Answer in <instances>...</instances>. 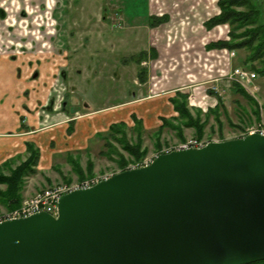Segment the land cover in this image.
Returning <instances> with one entry per match:
<instances>
[{"label": "rangeland", "instance_id": "obj_1", "mask_svg": "<svg viewBox=\"0 0 264 264\" xmlns=\"http://www.w3.org/2000/svg\"><path fill=\"white\" fill-rule=\"evenodd\" d=\"M197 1L200 5H197ZM174 2L178 4L176 8L172 6ZM257 2L262 4L264 10V0ZM203 4L207 6L206 13L199 12ZM150 5L151 16L168 14L171 21L151 30L148 21L143 19L146 16L147 0H0V58L6 57L4 59L10 64H14L16 59L24 60L23 64L27 61L31 65L36 63L38 66L32 68L38 72L43 68L41 62L47 60L45 62L54 69L47 74L51 77L46 84L49 90L47 103L37 110L38 114L43 115L37 131L56 125V120L48 115H55V112L64 111V123L69 124L64 131L66 136L57 138L58 150L48 151L44 169L35 168L34 173L25 176L20 205L46 186H70L94 177L111 176L131 166L148 162L190 137L209 141L228 140L240 137L253 125L264 124V77L257 76L254 85L258 90L255 98L250 99L232 86L227 87L225 80L219 76L232 66L249 68V64L242 63L244 50L234 49L235 56L229 59H226L228 57L225 54L218 56L222 54L220 51L208 54L206 61H193L194 57L191 56L202 49L203 43L227 37L228 24L218 25L212 34L201 27L202 21L218 13L217 0H150ZM176 11L179 15H176ZM193 26L200 28L197 33L198 30H204V37L191 40L194 51L191 55H185L181 47H186L184 42L192 39L187 31ZM180 29L182 35L169 40L171 46H178L179 52L170 53V47H166L169 46L166 30L179 33ZM219 30L222 34H219ZM135 31H140V35L136 36ZM139 43H143L146 49L138 50ZM150 43L166 49L157 63L151 54ZM141 67L145 70L144 81L139 76ZM158 70L161 71L159 76L156 75ZM189 71L194 76L188 78ZM18 73L16 69L13 72L16 76ZM151 73L157 77L151 78ZM171 86L188 92L187 106L202 124L200 136L195 127L186 126L183 120L177 119L178 114L174 109L173 113L168 114L170 105L167 101L170 102V97L168 100L166 96L155 99L157 94ZM211 86L221 91V99L206 93L205 90ZM137 93L152 96L146 101L148 103H142L139 107L152 109L155 105L161 106L154 107L155 110L150 111L145 118H138L140 130L134 126L133 119L114 123L122 121L127 125L129 140L132 143L141 141L140 148L145 151L143 155L134 158L114 141L111 142L116 151L110 152L106 139L113 123L90 134L84 146L71 145L68 135L72 133L73 123L78 118L82 119L93 108L118 105ZM156 108L161 110V115ZM127 110L128 107L113 113L101 112L102 115L95 117L96 127L105 124V117L112 119L111 116H125ZM162 118L170 119L173 126L159 130ZM145 120L146 125H143ZM28 156L26 148L23 157L0 164L1 172L8 174ZM122 161L123 166L120 165ZM0 189H5V185L0 183ZM13 209H7L0 203V214ZM46 209L50 210V207Z\"/></svg>", "mask_w": 264, "mask_h": 264}, {"label": "water", "instance_id": "obj_2", "mask_svg": "<svg viewBox=\"0 0 264 264\" xmlns=\"http://www.w3.org/2000/svg\"><path fill=\"white\" fill-rule=\"evenodd\" d=\"M264 259V136L158 154L0 223V264H248Z\"/></svg>", "mask_w": 264, "mask_h": 264}, {"label": "crops", "instance_id": "obj_3", "mask_svg": "<svg viewBox=\"0 0 264 264\" xmlns=\"http://www.w3.org/2000/svg\"><path fill=\"white\" fill-rule=\"evenodd\" d=\"M197 5L198 4L197 1ZM150 0H147V7H146V16L143 18L146 21H148V17L151 16V10H150ZM173 7H177L178 4L174 2L172 4ZM203 6V8H202ZM201 7H199V12H204L206 13L207 11V6L203 4ZM192 8H195V5L191 6ZM160 9V7L158 8ZM159 15V13H155ZM176 15H179L178 11H176ZM156 16V15H155ZM166 19L162 21L161 23L150 26L151 30H154L156 27L159 26H164L165 24L169 23L171 21L170 17L168 14H165ZM210 18V17H209ZM142 19V23H143ZM207 20V19H206ZM203 22H201L203 26ZM138 26V25H137ZM217 26V27H216ZM214 26L210 30H208L209 33L212 34V31L217 30L218 25ZM220 27V26H219ZM205 28V27H204ZM197 29H200L199 27L193 26L188 29L187 34L189 35V39L185 41L186 47L184 45L181 47V49L184 51L185 55L192 54L193 50V43L191 40H199L202 36L204 37L205 31L198 30L199 32L197 33ZM206 29V28H205ZM207 30V29H206ZM223 31V30H222ZM167 32V40L168 43L166 46L169 49L170 53H177L178 51V46L176 44L172 45L170 44L169 40L173 37L174 39L178 36L182 35V30L180 29V32L174 31V33L171 32V30H166ZM203 32V33H202ZM219 34L222 32L219 30ZM132 33V32H131ZM140 31H135V35L138 36L140 35ZM173 35H172V34ZM172 35V36H171ZM202 37V38H203ZM216 41V40H214ZM140 46L137 48L140 51L145 50L146 48L143 46V43H139ZM208 44V43H207ZM151 48V54L154 57V60L157 63L159 61V57L163 56L165 54L166 49L163 48L161 45H154L153 43L149 44ZM148 46V47H149ZM180 49V48H179ZM207 50L210 51H216L217 48H207L206 44L203 43V47L201 50H197L198 52L195 53L193 56V61L197 60H206L209 55L207 54ZM182 55V54H181ZM6 59V57H4ZM4 58H0V164L6 161H11V160H16L20 157H23L24 153H26V148L27 144H33L37 148H39L40 155L38 159V165H36V168L38 170L44 169L46 166V160L48 159V151H57L59 142L57 141V138H64L65 135V130L67 129L66 125H69L68 123H64V117H65V112H55V115L48 114L50 115V118L53 120H56V125L53 127L44 129V131H37L38 130V123L39 120L43 119V115L38 114V108L43 106L44 104L47 103L48 100V85L46 86L47 83H49L50 78L47 76L48 73L51 71H54L53 67L51 64H48L47 60L44 62H41L42 69L41 72L34 71L33 68L35 65L38 66V64L31 65L30 62H25L23 64L24 60L21 59H16L14 64L8 63ZM30 60V59H29ZM235 60V59H233ZM32 66H34L32 68ZM32 68V69H31ZM36 68V67H35ZM15 69L18 70L19 73L16 75L13 74L15 73ZM13 70V72H12ZM158 72V73H157ZM190 72V71H189ZM161 71H156V75L159 76ZM32 76L30 77V75ZM53 74V73H52ZM151 78L157 77L155 74L151 73ZM155 75V76H154ZM188 78L190 76H194L192 74V71L188 74ZM39 76V77H38ZM49 78V79H48ZM67 87V85H66ZM167 88V87H166ZM178 87H168L166 91H162L161 93L157 94L158 98H162L166 96V99L168 100L169 97H172L175 94V91L179 90L177 89ZM65 89V87H64ZM142 89V88H141ZM17 93V95H16ZM162 95V96H159ZM211 97V96H209ZM151 95H144L141 93H137L133 95V97L127 101H123L122 103L117 104H109V105H104L102 109H96L93 108V110H90L87 115L83 116L82 119L78 118L75 123H73V131L70 135H68L71 145L74 147H81L84 146L87 137L90 134H95L97 129L102 130L109 127L110 123H114L116 121L124 120L125 122H129V120H132V116L135 115L136 118H145L147 114L150 113V111L155 110L154 107L159 108L161 105H155L152 107V109L144 108V107H139L140 104L148 103L146 101H149L151 99ZM170 105V108L168 110V114L173 113V107L172 104L167 101ZM166 102V104H167ZM164 105V104H162ZM121 107V108H120ZM128 107L129 111L126 112L125 116L121 117H115L111 116L112 119L110 118H104L103 120L105 124L103 126H100L99 128L97 126L96 122V115H102L105 113H113L114 111L118 109H126ZM158 114L161 113V110L157 109ZM93 111V112H92ZM161 115V114H159ZM110 119V120H109ZM102 120V121H103ZM159 122V121H158ZM146 123L143 121V125ZM148 126V125H147ZM63 133V135H62ZM60 134V136H58ZM65 135V136H64ZM36 191V190H34ZM32 194V193H31Z\"/></svg>", "mask_w": 264, "mask_h": 264}, {"label": "trees", "instance_id": "obj_4", "mask_svg": "<svg viewBox=\"0 0 264 264\" xmlns=\"http://www.w3.org/2000/svg\"><path fill=\"white\" fill-rule=\"evenodd\" d=\"M217 6L219 13L205 20L203 26L207 30H210L216 25L228 24L229 31L227 35L229 38L211 41L206 47L209 49L226 47L244 50L245 56L242 59V63L244 65L249 64L250 69L256 71L259 76L264 77V10L262 9V4L257 2V0H217ZM165 19V14L162 16H149L148 24L154 26ZM139 76L141 80H145L144 77L146 75L143 67L140 68ZM232 87L242 95L253 99L239 85L233 84ZM215 97L221 99L219 95L215 94ZM169 100L173 109L178 114L177 119L183 120L186 126L195 127L200 136L202 124H200L197 115L196 117L193 116L187 106L188 92L177 90ZM132 119L135 124L134 126L140 130L141 124L139 119L135 115L132 116ZM172 119H175V117ZM161 120L162 123L158 128L159 130L166 126H173L170 119L162 118ZM108 136L106 146L110 149V152L116 151L111 142L114 141L134 158H139L145 153L140 148L141 141L132 143L129 140L127 125L122 121L110 125ZM27 150L29 156L19 165L15 166V168L11 169L8 174L2 173L0 169V183L5 185V189H0V203L7 209H13L20 205L22 201L21 189L23 187V180L25 176L36 171L39 151L30 143L27 144ZM123 164L122 161L120 165L123 166ZM248 264H264V259Z\"/></svg>", "mask_w": 264, "mask_h": 264}, {"label": "built area", "instance_id": "obj_5", "mask_svg": "<svg viewBox=\"0 0 264 264\" xmlns=\"http://www.w3.org/2000/svg\"><path fill=\"white\" fill-rule=\"evenodd\" d=\"M218 13H219V10H218ZM161 14L162 13H160V15ZM228 38L229 37L227 36L226 39ZM217 51H220L222 53V54L219 53L218 56L222 57V55L225 54L228 57V58L225 57L226 59L233 58V56H235L234 49L223 47V48H219ZM207 52H208L207 54H211L213 51L207 50ZM210 68L211 66L208 67V70H210ZM219 76L221 79L225 80L227 87H231L233 84L239 85L249 95L255 98V94L257 93L256 91L258 90V87L254 85L255 84L254 82L257 79L258 74L254 70H251L250 68L246 66H232L230 67L229 70H225V72L220 73ZM205 91L209 95H212V94L220 95V92H221V91L220 92L218 91V88L216 86H211L207 88ZM255 133L264 136V124L258 123L256 125H253L252 127L247 129L246 133H243L242 135H240V137H244L246 135L255 134ZM208 142L209 140H203V139H198L196 137H190L186 139L184 142H180L179 144H177L173 149L179 150V149H187V148H201L205 146ZM151 161L152 160H149L148 162L146 161L140 165L131 166V168H138V167L146 166ZM108 177L109 176L94 177L92 179H88V180H85V181H82V182H79L77 184L70 185V186L65 185V184L55 185V186H46L45 188L37 190L28 199L24 200L20 206L16 207L15 209L11 211H6V212L1 213L0 223L6 220L27 217V216L33 215L41 211H48L52 214H55L56 209H57V201L62 194H65L75 189L89 188L93 186L94 184H96L97 182L104 180ZM46 207H50V210H47Z\"/></svg>", "mask_w": 264, "mask_h": 264}, {"label": "flooded vegetation", "instance_id": "obj_6", "mask_svg": "<svg viewBox=\"0 0 264 264\" xmlns=\"http://www.w3.org/2000/svg\"><path fill=\"white\" fill-rule=\"evenodd\" d=\"M43 106H41L40 108H42Z\"/></svg>", "mask_w": 264, "mask_h": 264}]
</instances>
